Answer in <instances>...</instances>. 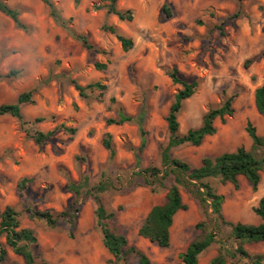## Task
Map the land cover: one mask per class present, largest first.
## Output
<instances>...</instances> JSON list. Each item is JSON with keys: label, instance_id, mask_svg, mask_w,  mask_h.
<instances>
[{"label": "rangeland", "instance_id": "obj_1", "mask_svg": "<svg viewBox=\"0 0 264 264\" xmlns=\"http://www.w3.org/2000/svg\"><path fill=\"white\" fill-rule=\"evenodd\" d=\"M3 1L19 12L29 32L18 29L0 11V105L13 104L31 90L35 104L22 106L28 122L23 128L17 119L0 116V215L7 207L14 208L21 227L35 231L41 257L50 264H110L113 257L96 226V203L87 195L90 188L108 181L110 189L101 198L108 212L115 214L110 228L124 235L151 264H183L179 255L201 236L197 224L203 221L198 203L184 190L187 209L174 218L169 248L138 235L150 209L162 204L166 195V190L153 191L135 175L140 169L160 166V153L168 141L166 117L179 87L165 70L176 68L183 79L200 82L179 115L180 134L199 127L209 109L236 96L234 115L224 124L216 121L214 136L200 147L173 149V157L199 167L205 157L239 147L249 151L252 141L245 128L248 121L257 123L260 114L254 107V92L264 85V0H119L118 10L133 12L131 22L109 15L106 8L95 11L94 6L107 5L99 0H51L69 30L52 19L41 0ZM165 4L170 17L163 11ZM103 25L131 38L134 47L124 52L114 35L102 31ZM70 34L86 35L104 53L83 49ZM246 60H251L247 68ZM97 63L107 68L97 70ZM13 70L20 74L3 77ZM72 81L81 86L100 82L107 88L80 97ZM120 109L134 118L143 116L147 142L139 153L140 164L133 151L141 144L138 125H106L108 119H118ZM60 125L75 133L59 130L40 149L32 138L35 132L46 133ZM107 133L116 152L113 159L102 145ZM23 178L30 182L20 194L18 184ZM206 182L224 197L227 221L261 222L253 208L264 197L263 172L257 192L244 177L238 189L219 179ZM71 183L80 187V195L70 190ZM171 184L172 178L166 180V187ZM32 212L69 215L52 227L32 219ZM70 218H74L73 226ZM0 246L7 251L6 261L0 264L23 263L1 235ZM218 249V244L210 247L198 264H208ZM246 249L251 255L264 254V243ZM239 263L251 264L249 260ZM126 264H138L137 256L130 255Z\"/></svg>", "mask_w": 264, "mask_h": 264}, {"label": "trees", "instance_id": "obj_2", "mask_svg": "<svg viewBox=\"0 0 264 264\" xmlns=\"http://www.w3.org/2000/svg\"><path fill=\"white\" fill-rule=\"evenodd\" d=\"M41 1L49 7L52 19L64 29L69 30L66 26V20L51 0ZM99 1L107 3V5L94 6L95 11L106 8L109 15L118 17L120 21L131 22L133 20L131 10L120 11L117 9L116 4L119 0ZM0 11L8 16L18 29L26 33L29 32V26L19 19V12L10 8L3 0H0ZM163 11L168 17L171 16L167 4L164 5ZM234 17L238 18L239 15L237 14ZM101 29L114 35L124 52L130 51L134 47L133 40L119 34L115 27L103 25ZM70 35L83 49L99 54L104 53L93 45L86 35ZM249 63H251V60H246L244 67L247 68ZM95 68L102 71L107 68V64L97 63ZM19 74L20 71L13 70L3 77L9 79ZM165 74L174 86L179 87L173 96L166 117L169 133L168 141L160 153V166L140 169L135 175L142 177L144 183L153 191L166 190V195L162 204L155 205L150 209L139 228L138 235L160 248H169L174 218L178 212L187 209V205L182 198V190H184L198 203L203 221L197 224V228L202 231L201 236L192 241L185 251L179 255L183 264H198L200 256L215 244L219 245L218 254L208 264H228L229 260L234 261L231 264H240V260H249L251 264H264V254L251 255L246 249L247 245L264 243V197L253 208V212L261 220L259 224L229 222L223 215L224 197L218 194L209 182H206L210 179H219L222 183L228 182L238 189L239 178L244 177L250 184L252 191L257 192L261 182V172L264 173V136L258 135L256 127L248 121L245 131L252 141L249 151L244 147H239L233 152H226L216 157H205L199 167H192L185 161L173 157L171 154L173 149L184 145L200 147L207 137L214 136L218 131L216 121L219 120L224 124L226 118L234 115L236 96L227 97L218 107L209 109L203 115L199 127L191 128L185 134H180L179 115L185 101L193 97L200 88V82L199 80L189 82L183 79L176 68L166 69ZM72 83L80 97H86L87 93H93L94 91L103 92L107 88L106 85L100 82L86 86H81L76 81H72ZM33 93V90L25 92L18 97L15 103L0 105V116L7 115L17 119L23 128L28 122L24 120L22 106L35 104ZM254 102L257 112L264 116V85L255 89ZM41 120L37 119L36 121L40 122ZM125 123H136L139 127L141 144L138 149L133 151H136V164H140L139 153L145 148L147 142L146 132L142 125L143 116L140 114L138 118H134L120 109L118 119H108L106 121L107 126L123 125ZM59 130L75 133V130L60 125L46 133L37 131L32 138L41 149ZM102 145L108 151L109 158L113 159L116 152L112 144L111 134H105ZM169 178H172L173 184L166 187L165 182ZM29 182L28 178L20 180L18 184L20 194L26 190ZM69 188L76 195H80V187L77 184L71 183ZM109 189L110 183L101 181L87 191V195L92 197L96 203V226L101 232L103 246L113 257L109 263L118 264L123 262L126 264L128 257L135 255L138 258V264H151L144 253L129 245L128 239L124 235L118 234L110 228L109 221L115 214L112 211L108 212L101 198V195ZM68 215L67 212L59 214L32 212L31 218L44 220L54 227L60 218H66ZM73 221L74 218H70L72 226ZM0 235L4 236L5 243L13 254L22 258V264H50L41 257L40 244L35 231L31 228L21 227L19 213L14 208L7 207L1 213ZM6 259L7 251L0 246V263L6 261Z\"/></svg>", "mask_w": 264, "mask_h": 264}, {"label": "crops", "instance_id": "obj_3", "mask_svg": "<svg viewBox=\"0 0 264 264\" xmlns=\"http://www.w3.org/2000/svg\"><path fill=\"white\" fill-rule=\"evenodd\" d=\"M254 107H255V102H254ZM255 109H256V107H255ZM257 111V110H256ZM259 115V114H258ZM257 123L254 125L255 127H256V130H257V133H258V135H260V134H263V135H261V136H264V120H263V118L259 115V117L257 118V121H256ZM252 123V122H251ZM257 124H259V127H258V125ZM251 144H252V142H251ZM250 144V145H251ZM239 181H241V177L239 178ZM17 256V255H16ZM20 257V256H19Z\"/></svg>", "mask_w": 264, "mask_h": 264}]
</instances>
